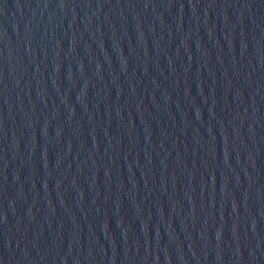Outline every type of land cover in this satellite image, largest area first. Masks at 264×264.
I'll use <instances>...</instances> for the list:
<instances>
[{"label":"water","instance_id":"obj_1","mask_svg":"<svg viewBox=\"0 0 264 264\" xmlns=\"http://www.w3.org/2000/svg\"><path fill=\"white\" fill-rule=\"evenodd\" d=\"M0 264H264V0H0Z\"/></svg>","mask_w":264,"mask_h":264}]
</instances>
